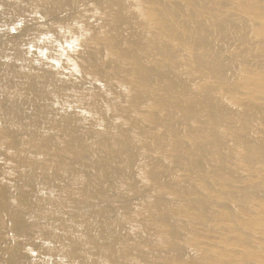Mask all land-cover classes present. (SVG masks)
<instances>
[{
  "label": "bare ground",
  "instance_id": "1",
  "mask_svg": "<svg viewBox=\"0 0 264 264\" xmlns=\"http://www.w3.org/2000/svg\"><path fill=\"white\" fill-rule=\"evenodd\" d=\"M0 264H264V0H0Z\"/></svg>",
  "mask_w": 264,
  "mask_h": 264
}]
</instances>
